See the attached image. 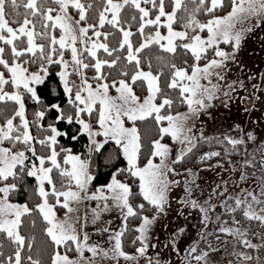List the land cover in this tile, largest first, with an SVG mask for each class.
Segmentation results:
<instances>
[{
	"label": "snow or ice",
	"instance_id": "6c2138e0",
	"mask_svg": "<svg viewBox=\"0 0 264 264\" xmlns=\"http://www.w3.org/2000/svg\"><path fill=\"white\" fill-rule=\"evenodd\" d=\"M129 8L134 10L131 19L138 22L137 42L133 29L122 26L128 22L122 13ZM217 9L222 14H216ZM90 13L95 14L92 23ZM38 21L42 30L37 29ZM105 25L113 31H102ZM257 25L264 26V0H54V5L50 0H0V101L16 104L0 122V264H119L121 257L124 264H140L141 259L143 264H176L172 255L181 264H264V138L254 125L245 130L241 122L233 123L235 134L232 129L215 136L194 131L202 110L217 98L231 105L235 94L241 105H251L246 112L258 105L264 108V71L256 83L254 71L245 79L228 76L233 65L244 69L240 50ZM117 30L120 38L111 47L108 38ZM150 46L183 59L170 62L161 56L168 72L163 67L154 70L151 57L142 56ZM54 64L59 65L66 99L45 105L36 85ZM128 64L134 66L132 71ZM112 69H119L115 79ZM6 85L14 90L6 91ZM26 99L44 105L33 115L32 123L42 130L36 135L27 118ZM176 103L186 105L185 110L174 111ZM50 109L55 115L45 125L41 120ZM146 118L153 120L156 131L141 164L144 145L138 124ZM56 121L76 126L73 141L87 135L85 153L60 144L58 137L69 133ZM169 137L171 143L165 142ZM106 141L118 146L127 167L115 168L107 183L92 188L93 153L102 152ZM201 142L221 147L204 151L198 148ZM221 156L223 160L217 159ZM194 162L199 168L187 166ZM216 167L227 177L216 173L218 180L197 183L200 168ZM27 177L33 178L31 185ZM22 185L25 191L32 189L37 202L15 199ZM179 185L177 200L171 192ZM87 200L96 201L91 218L85 213L82 221L79 216L73 219L76 205ZM170 202L179 204L180 214L196 210L201 226L186 246L185 226L167 235L165 257L161 242H154L151 233L167 216ZM57 205L66 210L62 215ZM114 210L122 220L119 228L102 216ZM27 216L34 217L32 226L36 217L41 220L51 249L47 261L34 252V237L23 231ZM253 221L261 227H254ZM88 224L100 225L93 232L110 233L107 246L90 242ZM129 246L134 251L127 250ZM70 250L76 255H69Z\"/></svg>",
	"mask_w": 264,
	"mask_h": 264
},
{
	"label": "rangeland",
	"instance_id": "374dc122",
	"mask_svg": "<svg viewBox=\"0 0 264 264\" xmlns=\"http://www.w3.org/2000/svg\"><path fill=\"white\" fill-rule=\"evenodd\" d=\"M54 5V0L51 1ZM73 14L76 15L75 11ZM37 29L42 30L40 28L39 21L37 22ZM146 30H151L150 28ZM162 32L167 31L166 26H162ZM59 34V31L56 32ZM203 34H206V30H204ZM37 42H42L41 38L37 36ZM221 46L227 47L223 41H221ZM70 57V51L66 52V58ZM239 60L245 65L244 69H240L236 65L232 66L231 71H229L228 76L230 79H237L238 77L241 79H245L250 72H256L257 78L253 79L252 83H256L259 79V74L264 71V26L257 25L255 26L251 33L246 35L244 38V43L242 44ZM5 75H10L9 73ZM89 78H92V75H89ZM6 91H12L13 88H5ZM249 90L250 86H249ZM240 96H244L245 93L243 90H238ZM259 93V90H257ZM113 94H115V90H112ZM251 109V105L245 102L243 105L235 98V94L233 95V99L231 101V105H227L226 100H222L221 98H217L213 104L209 106L206 111L202 110V114L198 118L196 122V127L194 131L200 132L203 131L204 135L206 136H215L217 133H226L229 129H232V125L235 122H241L242 126L247 130L250 127H253L254 130L258 133L260 137L264 134V108H260L259 105L255 110L245 111V109ZM185 110V109H184ZM182 110V111H184ZM250 121L252 123L250 124ZM259 121V122H258ZM232 132L235 134V129H232ZM98 139H103L102 135H98ZM171 143V140L169 141ZM217 146L215 144L209 145L208 143L201 142L198 145V148L204 151L215 149ZM87 151V149H86ZM83 154V153H82ZM158 159V158H154ZM217 159H224L222 156L217 157ZM214 163V160H211ZM188 167L199 168V162H194L192 164L187 165ZM224 167L227 168L228 165L225 161ZM216 173H221L222 176L227 177V172H223L221 168L216 167L213 169H199V179L197 183L205 184L206 182H211L218 180L219 177L216 176ZM182 192V185L176 186L173 188L171 195L176 197L177 200L179 195ZM96 206L95 200H87L82 201L81 203L76 205L77 211L72 213L73 219H76L77 216L81 218V221L84 218L85 213H87L88 217L91 218V208ZM179 204L176 202H170V210L168 211L167 216H162L154 225L153 231L151 233L153 241L159 240L161 242L160 252L167 257L168 248L166 242V236L169 235L171 232H174L177 227L185 226L186 231L182 234L183 236V245L186 246L187 243L194 239L197 236L199 228L201 226V222L198 219V213L196 210H192L189 208L188 212L185 214H180L178 211ZM64 211H66L64 209ZM63 212L61 213V215ZM103 219L105 221L111 220V226L113 228H119L122 220L119 215L118 210L111 211L109 213L102 214ZM134 222L138 223V219L131 218ZM167 225V228H165ZM99 224L93 225L88 224L86 226V230L90 233V242L93 241H103L104 245L107 246L108 244V237L110 233L108 232H93L92 229L94 227H99ZM211 227V226H210ZM131 228V224H130ZM264 230V229H263ZM127 235V234H126ZM252 239H256L252 237ZM258 242V240L256 241ZM129 251H134L133 248L130 246L127 248ZM155 250L149 249L150 254H154ZM85 255L91 256L87 250H85ZM175 256V255H174ZM173 256V257H174ZM177 257V256H175ZM105 264H108L106 261ZM119 264H124V258H119ZM134 264V262H133ZM140 264H143V259H141Z\"/></svg>",
	"mask_w": 264,
	"mask_h": 264
},
{
	"label": "trees",
	"instance_id": "16d2710c",
	"mask_svg": "<svg viewBox=\"0 0 264 264\" xmlns=\"http://www.w3.org/2000/svg\"><path fill=\"white\" fill-rule=\"evenodd\" d=\"M53 0H50V2ZM94 3H101V0H94ZM23 12V9H21V13ZM134 14V10L129 8L126 11L122 13V20L128 21L127 23H124L122 26L123 27H131L133 29V41L137 42L139 40V37L137 36V33L135 29L138 27V22L134 21L131 19L132 15ZM216 14H222L219 9L216 10ZM94 13H90L89 15V23L93 22V17ZM138 15V14H137ZM201 19H206L205 16H201ZM177 27H180L177 25ZM102 31H109L110 33L113 31L111 25H105L102 27ZM58 32V30H56ZM120 35L117 30V34L115 35H110L108 38V42L111 47H116L118 39L120 38ZM2 43V42H0ZM102 56H106L102 52V50H98ZM120 53L117 52V55ZM142 56L147 58L151 57L152 59V67L154 70H159L161 67L164 68L165 72H168L167 65L162 61L159 60L158 58L161 56L166 57L170 62H179L180 60L183 59V57H176L175 59L172 58V55L170 53H165L163 50H161L158 46L154 47H149L146 50H142ZM87 62V59H86ZM121 65H123V60L121 61ZM129 71H132L134 66L132 64L126 65ZM144 67H147V59L144 60ZM38 68V64L32 65L31 69L36 70ZM59 65L54 64L52 66H49V72L47 76L44 78V81L38 85H36L37 92L38 94L42 97V100L44 101V104H51L54 102H59L61 104L64 103L66 99V95L63 89V84L60 81L59 76L57 75ZM109 69L105 68V71H108ZM119 69H112L111 70V78L115 79L118 76ZM7 74V72H5ZM89 75H93L92 71L88 72ZM7 88H11L10 86H7ZM5 87V88H6ZM138 94H139V88H137ZM173 96L177 95V93L173 92ZM44 105L37 103L36 101H33L31 99H26V114L27 118L30 122L31 126V131L33 135H36L38 132H41L40 130L34 123H32L33 115L34 112L37 108H41ZM16 107V104L14 101H0V122H3V119L5 118L6 115H10L11 112L14 110ZM186 108V105H181L179 103H176L173 105V110L174 111H182ZM55 115V110H47L46 115L44 118H42L41 122L45 125L51 120H53V117ZM85 117H87V113H85ZM126 123H131L126 121ZM57 126L69 133L68 136H61L58 137V140L60 141L61 145L67 146V145H72L73 150L81 153L86 152V148L84 145L86 144L87 141V135L86 134H81V137L78 138L76 141H73L71 139L72 135L75 134L74 128L76 127L75 125L73 126H68L67 121H56ZM138 127L140 129L141 133V138H142V143L144 145V149L141 153V159L139 163L143 164L146 162V156L148 155V145L150 143V140L153 138V135L156 131V128L153 126V120L152 119H147L146 121L139 122ZM261 138H264V134ZM171 139L170 137L165 140V142H169ZM258 143V141H257ZM5 146H8L5 144ZM22 146V145H21ZM39 148V145H37ZM93 171L95 173L94 176V181L91 184V187L94 188L96 184H103L107 183L108 180L111 177L112 171L115 170V168L120 167L121 165L127 167V161L123 157L122 154H119L118 152V146L115 145L114 142L112 141H106L104 146H103V151L100 153H93ZM133 178L129 177V182L131 183ZM215 180V179H214ZM26 182L28 185H31L33 183V178L27 177ZM15 199L23 202L24 200H29L32 203L37 202L35 196L32 195V189L29 187L27 191L24 190V186L22 185L20 190L16 193H14ZM57 208L60 211V214L64 211V209L61 208V206L57 205ZM33 216H27L25 218V226L23 228V231L31 237H34L35 239V247H34V252H37V254H41V258L47 261L48 258V253L51 251L50 248L47 247V239H46V234L43 233L42 231V223L41 220L36 217L37 222L35 226L31 225V220L33 219ZM253 226L254 227H261L259 225L258 221H253ZM264 228H261L262 231ZM197 236L194 237L196 239ZM256 238V237H255ZM257 241V238L254 239V242ZM190 242V241H189ZM188 242V243H189ZM60 248L61 251H63V246H55ZM154 253V252H153ZM5 255H7V251H5ZM69 255L74 256L76 253L74 251H69ZM172 255L171 259L176 262V264H181V260L178 257H173Z\"/></svg>",
	"mask_w": 264,
	"mask_h": 264
}]
</instances>
